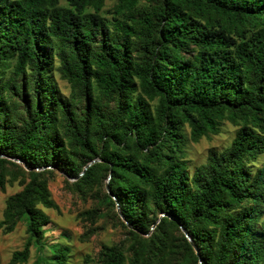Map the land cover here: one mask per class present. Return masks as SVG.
I'll use <instances>...</instances> for the list:
<instances>
[{"label":"trees","instance_id":"obj_1","mask_svg":"<svg viewBox=\"0 0 264 264\" xmlns=\"http://www.w3.org/2000/svg\"><path fill=\"white\" fill-rule=\"evenodd\" d=\"M113 1L108 18L107 0H0V155L30 169L0 157V191L7 175L23 186L0 221L26 225L9 264L32 248L69 264L41 208H59L56 172L75 198L103 191L126 230L99 264H264V0ZM225 122L231 145L190 171L189 144Z\"/></svg>","mask_w":264,"mask_h":264},{"label":"rangeland","instance_id":"obj_2","mask_svg":"<svg viewBox=\"0 0 264 264\" xmlns=\"http://www.w3.org/2000/svg\"><path fill=\"white\" fill-rule=\"evenodd\" d=\"M114 3L115 1L113 0H107L106 2L104 15L108 18L111 17L108 11ZM52 77L62 95L68 96L70 94L68 83L61 79L57 71H53ZM237 129L231 123L225 122L219 135L211 139H203L199 143H190L188 146L190 171L207 161L210 148L215 149L217 152H222L229 147ZM4 157L22 164L26 170H30L19 159L5 155ZM262 164H264V155L252 166L257 169ZM43 169L45 168H41V170ZM70 181L73 182L75 179L70 178ZM108 181L109 179L106 181V186ZM22 188L23 186L19 179H15L13 176H6V190L5 192L0 191V221L3 219L7 198L19 192ZM50 189L52 198L56 201L59 208L47 209L41 206L43 211L49 216V222L45 226V229H47L46 238L49 242L68 241L71 244L72 254L69 264H99L98 255L102 248L119 242L126 233V230L115 218L114 210L102 203L103 191L97 189L92 195H87L85 201L75 198L72 193L66 191L62 172H56L51 175ZM90 209L98 210L97 218L89 219L81 215L82 212ZM91 230L93 234L88 240H85L86 234ZM26 239V225L24 223H20L11 233H5L0 228V264H9L14 253L23 250ZM38 256V251L32 248L28 262L23 264H36Z\"/></svg>","mask_w":264,"mask_h":264},{"label":"water","instance_id":"obj_3","mask_svg":"<svg viewBox=\"0 0 264 264\" xmlns=\"http://www.w3.org/2000/svg\"><path fill=\"white\" fill-rule=\"evenodd\" d=\"M0 157H4V155H0ZM100 161V160H93L92 162H90L84 169L83 173L80 175L82 176L84 174V172L88 169V167H90L92 164H94L95 162ZM107 191L109 193V195H111L112 197H114V199L116 200V204H117V211L119 213V215H121L122 219L125 221V218L122 216L121 212H120V207H119V202L117 200V198H115V196L111 193L110 188H109V183L107 182ZM126 222V221H125ZM127 223V222H126ZM155 227V226H154ZM153 227V228H154ZM184 234L186 235V237L188 238V240L192 243L194 249L196 250V253L199 255V250L197 249V247L193 244L191 237L189 236L188 232L185 229H182ZM201 264V263H200Z\"/></svg>","mask_w":264,"mask_h":264}]
</instances>
